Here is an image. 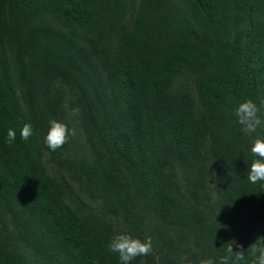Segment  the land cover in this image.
I'll list each match as a JSON object with an SVG mask.
<instances>
[{"label":"trees","instance_id":"1","mask_svg":"<svg viewBox=\"0 0 264 264\" xmlns=\"http://www.w3.org/2000/svg\"><path fill=\"white\" fill-rule=\"evenodd\" d=\"M261 97L264 0H0V264H120L119 228L151 239L131 264L246 249L264 184L232 113Z\"/></svg>","mask_w":264,"mask_h":264},{"label":"clouds","instance_id":"2","mask_svg":"<svg viewBox=\"0 0 264 264\" xmlns=\"http://www.w3.org/2000/svg\"><path fill=\"white\" fill-rule=\"evenodd\" d=\"M264 97L257 101L244 99L239 101L232 113L235 123L240 126L244 134H252L248 145L251 160L245 161L247 165L246 177L249 183L256 184L258 181L264 184ZM47 130L43 135V143L52 151L60 148L66 140L74 135V130L65 122L52 118L47 122ZM16 129L9 127L5 131V143L11 144L16 140ZM33 135V127L30 123H23L19 128V137L27 141ZM224 247V254L214 262L211 259L205 264H264V236H257L255 242L246 249L239 250L240 245L235 240H230ZM236 244L237 250H233ZM107 248L115 253L120 264H131L137 257H146L152 251L150 237L143 238L133 235L126 229H114L108 240ZM247 252V257L245 256ZM140 264H144L141 260Z\"/></svg>","mask_w":264,"mask_h":264}]
</instances>
